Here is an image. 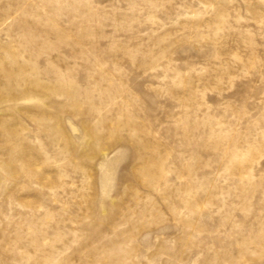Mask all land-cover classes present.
<instances>
[{
	"label": "rangeland",
	"instance_id": "rangeland-1",
	"mask_svg": "<svg viewBox=\"0 0 264 264\" xmlns=\"http://www.w3.org/2000/svg\"><path fill=\"white\" fill-rule=\"evenodd\" d=\"M0 264H264V0H0Z\"/></svg>",
	"mask_w": 264,
	"mask_h": 264
}]
</instances>
